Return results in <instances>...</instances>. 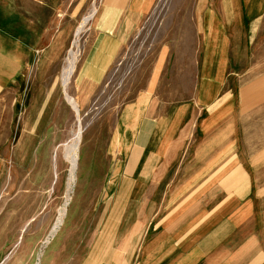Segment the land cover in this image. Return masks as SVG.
I'll return each instance as SVG.
<instances>
[{
  "label": "rangeland",
  "instance_id": "obj_1",
  "mask_svg": "<svg viewBox=\"0 0 264 264\" xmlns=\"http://www.w3.org/2000/svg\"><path fill=\"white\" fill-rule=\"evenodd\" d=\"M25 1L30 0H0L13 9ZM199 1L156 0L147 15L120 18L115 32H104L97 22L113 7L108 0H65L58 11L57 1L50 0L51 18L67 29L63 55L46 66H19L16 80L0 89V264H37L39 257L43 264L50 250H83L108 204L117 201L118 189L136 191V179L128 185L122 172L111 177L127 167L123 112L141 97L140 105L150 101L158 113L163 105L183 103L207 52L214 54L212 74L218 69L220 51L203 50V35L197 32ZM95 9L94 19L76 36ZM198 14L199 27L193 20ZM242 24V30L239 25V32L229 33L233 48L225 51L229 64L222 88L235 97L234 105L246 109L264 104V24L256 33L247 32L246 18ZM70 51L76 59L67 93L78 104L79 116L61 84ZM246 117L253 123L251 115ZM77 144L74 183L70 155ZM254 186L264 201V176ZM140 196L124 194L130 200Z\"/></svg>",
  "mask_w": 264,
  "mask_h": 264
},
{
  "label": "crops",
  "instance_id": "obj_2",
  "mask_svg": "<svg viewBox=\"0 0 264 264\" xmlns=\"http://www.w3.org/2000/svg\"><path fill=\"white\" fill-rule=\"evenodd\" d=\"M56 1L54 9L62 10L58 3L65 0ZM108 1L113 7L97 22L104 32H115L120 18L147 15L156 0ZM199 2L202 48L220 51L216 74L207 52L183 103L163 105L161 113L150 101L140 105L142 97L128 106L121 121L127 167L111 177L122 172L128 185L136 179V191L118 189L86 248L50 250L43 264H264V201L254 186L264 176V104L236 106L222 88L225 51L233 48L229 33L239 32L244 18L247 32L256 33L264 0ZM50 9V0L15 9L0 2V89L16 80L19 66H46L63 55L67 29ZM193 20L199 27V14ZM136 193L141 196L124 197Z\"/></svg>",
  "mask_w": 264,
  "mask_h": 264
},
{
  "label": "bare ground",
  "instance_id": "obj_3",
  "mask_svg": "<svg viewBox=\"0 0 264 264\" xmlns=\"http://www.w3.org/2000/svg\"><path fill=\"white\" fill-rule=\"evenodd\" d=\"M96 13H97V10L95 9L89 16L85 17L82 20V22L80 23V25L76 31V36H78L83 31V29L90 23V21L92 19H94ZM69 56L70 57L67 60V65H66V67H64V69L62 71L61 84H62L64 98H65L66 102H68V105H70L72 107V109L75 111V113L77 114V116H79L80 110H79L78 104L67 93V87H68L70 80H71V78L74 74V71H75V59H76L75 53H73V51H70ZM78 136L80 138V135H78ZM78 161H79V145L77 144L73 148V150L71 151V155H70L71 175L73 177L74 183L76 180V174H77V170H78ZM44 245H45V243L42 244V246H44ZM39 255H40V253H39ZM40 261H41V259L39 257L37 264H40Z\"/></svg>",
  "mask_w": 264,
  "mask_h": 264
}]
</instances>
